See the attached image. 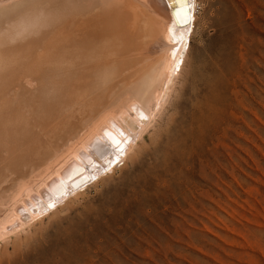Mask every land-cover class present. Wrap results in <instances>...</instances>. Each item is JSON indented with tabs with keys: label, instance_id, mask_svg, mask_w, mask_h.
<instances>
[{
	"label": "rangeland",
	"instance_id": "1",
	"mask_svg": "<svg viewBox=\"0 0 264 264\" xmlns=\"http://www.w3.org/2000/svg\"><path fill=\"white\" fill-rule=\"evenodd\" d=\"M198 3L138 150L39 222L6 228L0 264H264V0Z\"/></svg>",
	"mask_w": 264,
	"mask_h": 264
},
{
	"label": "bare ground",
	"instance_id": "2",
	"mask_svg": "<svg viewBox=\"0 0 264 264\" xmlns=\"http://www.w3.org/2000/svg\"><path fill=\"white\" fill-rule=\"evenodd\" d=\"M6 3L0 237L64 207L132 157L181 72L199 8L198 0Z\"/></svg>",
	"mask_w": 264,
	"mask_h": 264
},
{
	"label": "water",
	"instance_id": "3",
	"mask_svg": "<svg viewBox=\"0 0 264 264\" xmlns=\"http://www.w3.org/2000/svg\"><path fill=\"white\" fill-rule=\"evenodd\" d=\"M177 10H179V7H176ZM183 9H180L179 11H182Z\"/></svg>",
	"mask_w": 264,
	"mask_h": 264
}]
</instances>
